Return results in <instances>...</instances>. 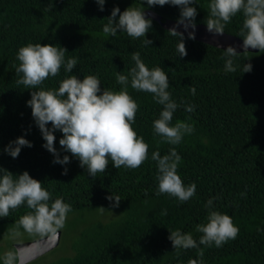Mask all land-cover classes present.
Listing matches in <instances>:
<instances>
[{
  "label": "trees",
  "instance_id": "1",
  "mask_svg": "<svg viewBox=\"0 0 264 264\" xmlns=\"http://www.w3.org/2000/svg\"><path fill=\"white\" fill-rule=\"evenodd\" d=\"M210 3L195 0L189 5L197 9L195 25L206 26ZM141 6L167 19H180V7H149L146 0H105L103 11L95 0H0V167L16 177L27 171L51 193L49 203L63 198L72 206L67 216L96 214L100 208L119 212L107 222L95 218L80 221L71 229L73 241L68 247L72 253L46 264H188L190 259H200V248L204 250L203 264H264V52L238 53L240 56L232 58L236 71L229 72L224 50L188 37H184L187 56L180 57L179 37L154 20L146 36L138 39L121 31L115 37L103 32L113 8L123 12ZM243 20V13H238L224 33L243 40ZM144 39L153 43L144 46ZM29 43L65 48V61L75 57L77 66L67 73L62 65L57 76L36 89L18 86L22 74H16L17 54ZM135 52L149 70L160 66L167 73L168 91L180 105L171 123H189L193 133L185 135L179 145L160 143L153 121L163 106L151 93L133 89L129 77V94L139 105L133 128L149 145L148 159L136 169H116L109 160L105 172L92 177L78 158L61 148L63 134L57 130L54 147L59 158L67 155L70 163H53L56 157L43 147L46 141L27 105L31 91L58 89L70 75L81 81L87 75L97 76L100 94L103 89L119 91L125 86L117 83L116 75H128L135 67L131 56ZM246 63L252 65L251 72H243ZM191 87H195V95ZM189 105L195 106L193 112L186 111ZM46 127L51 129V123ZM20 137L33 146L23 147L13 159L4 149ZM172 148L181 157L178 174L185 186H197L186 202L157 194L158 170L151 156L155 151L161 156L169 154ZM111 195L119 196L118 206L108 199ZM209 199H213L211 210L229 215L239 228L237 237L219 248L199 245L202 233L196 231L198 224L207 223ZM164 210L167 215L161 214ZM30 211L25 202L7 217H0V240L10 237L16 222ZM175 230L191 233L199 247L180 249L177 255L168 238ZM20 232L33 234L23 228ZM8 239V251H15Z\"/></svg>",
  "mask_w": 264,
  "mask_h": 264
},
{
  "label": "clouds",
  "instance_id": "2",
  "mask_svg": "<svg viewBox=\"0 0 264 264\" xmlns=\"http://www.w3.org/2000/svg\"><path fill=\"white\" fill-rule=\"evenodd\" d=\"M95 2L99 5V10L103 11L105 0H95ZM146 3L149 7L166 4L180 7V19L168 33L179 37L177 49L180 57L187 56L184 36L176 29L179 25H183L186 31L191 27L193 31L189 32L188 39H195L194 21L197 9L189 6L195 3V0H146ZM208 7L210 9L206 21L208 32L223 35L226 24L242 12L244 16L241 31V35L244 36L242 55L247 56L249 48L264 52V0H211ZM151 27L152 20L145 18V10L142 6L129 7L123 12L119 7H115L111 16L107 18L103 32L115 37L117 32L121 31L131 38L138 39L145 37ZM152 43L153 41L147 39L143 41L144 46ZM66 53L65 48L51 44L42 46L40 43H29L21 47L17 54L20 63L16 68V74L22 76L17 79V85L36 89L49 77L57 76L62 65L67 73H71L77 66L78 60L71 57L65 61ZM224 55L227 57L226 71L235 72L232 58L240 56L236 47L228 46L224 50ZM131 56L135 67L130 69L128 75L123 73L116 75L117 83L125 86L119 91L103 89L100 94L101 83L94 75L84 76L82 81L77 76L70 75L60 83L58 89L31 91V99L27 105L32 109L35 123L46 141L43 147L56 157L53 163L61 165L70 163L67 155L60 159L54 147L56 140L54 132L57 130L63 134V138L59 140L61 148L78 158L80 166L86 167L92 177H96L97 173H104L109 160L116 169L122 166L136 169L148 159L149 145L133 128L139 105L129 94L127 88L129 77L133 89L151 93L154 100L163 106L159 118L153 121L154 132L161 137L160 143L179 145L185 135L193 133L194 127L189 123L182 121H177L175 125L171 123L173 114L180 105L172 99L168 91L170 86L167 73L160 66L149 70L141 60L139 52L132 53ZM251 70L252 65L246 63L243 72L248 73ZM190 91L195 95V87H191ZM194 107L189 105L186 111L193 112ZM49 123L52 125L51 129L46 127ZM32 146L28 140L20 137L10 142L4 151L15 159L23 147ZM151 159L157 164L158 195L167 194L181 202H186L195 195L196 184L185 186L178 174L181 157L174 148L163 156L159 151H155ZM63 174H67V168ZM108 199L115 200L116 205H119V196L111 195ZM213 199H209L205 205L210 210L206 217L207 223L198 224L196 231L202 233L199 245L206 247L214 245L219 248L229 240H234L239 234V228L235 226L229 215L211 210ZM50 200L51 193L40 181L31 178L27 171L16 177L0 167V217H7L10 210L19 208L25 202L32 210L16 222L12 230L13 236H20V228H23L29 233L55 237L65 226L67 214L72 211V206L65 203L63 198H57L52 203H49ZM100 210L105 209L100 208ZM161 214L167 215V211L164 210ZM168 238L177 255L180 249L199 247L191 233L185 234L175 230L170 232ZM197 256L199 260L190 259L188 264H203V248L199 249ZM19 257V250L8 251L3 256V264H17Z\"/></svg>",
  "mask_w": 264,
  "mask_h": 264
},
{
  "label": "water",
  "instance_id": "3",
  "mask_svg": "<svg viewBox=\"0 0 264 264\" xmlns=\"http://www.w3.org/2000/svg\"><path fill=\"white\" fill-rule=\"evenodd\" d=\"M145 18L154 20L160 27L169 31L174 26L177 25V20L167 19L157 13H154L150 10H145ZM187 23V21H186ZM178 32L182 33L184 37H188L189 32H192L193 29L189 27L187 31L184 29L183 25H179L176 29ZM195 39L196 41L202 42L204 44L216 47L221 50H226L228 46L236 47L237 53H243V40L224 33L223 35H215L207 31V27L201 24L196 25L195 28ZM255 52L258 49H248V52ZM61 232L58 231L55 237L46 235L44 237L27 241L23 243L14 244V249L19 250L20 257L17 261V264H27L30 263L42 255L54 250L59 246Z\"/></svg>",
  "mask_w": 264,
  "mask_h": 264
},
{
  "label": "rangeland",
  "instance_id": "4",
  "mask_svg": "<svg viewBox=\"0 0 264 264\" xmlns=\"http://www.w3.org/2000/svg\"><path fill=\"white\" fill-rule=\"evenodd\" d=\"M118 215H119V212L116 214L115 211H111V210H108V211L107 210H103V211L97 210L96 214L92 212H87V213H82L80 215H77L76 217L74 215L72 217L67 216L65 226L59 230L61 232L59 246L56 247L54 250L42 255L38 259L30 263H27V264H46L56 259L58 256L70 255L72 252L68 246H69V243L73 241L71 229L76 227V224H78L80 221H84L85 219L95 218L101 222H107L108 220H112L113 217H118ZM79 230H81L80 226H78V232ZM44 236L46 235H40V234H35V233L33 234L23 233L17 238H15L16 236H13V235H11L10 237L8 236L7 238H9L8 239L9 244L13 246L14 244H16V242L23 243L27 241H32V239L34 240V238L44 237ZM7 238L0 240V257L3 256L6 252H8Z\"/></svg>",
  "mask_w": 264,
  "mask_h": 264
}]
</instances>
